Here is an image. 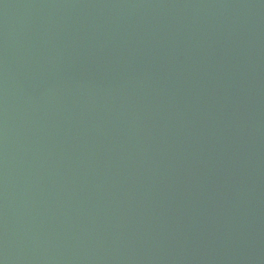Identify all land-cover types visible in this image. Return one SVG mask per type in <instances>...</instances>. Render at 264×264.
<instances>
[{
    "label": "water",
    "instance_id": "water-1",
    "mask_svg": "<svg viewBox=\"0 0 264 264\" xmlns=\"http://www.w3.org/2000/svg\"><path fill=\"white\" fill-rule=\"evenodd\" d=\"M0 264H264V0H0Z\"/></svg>",
    "mask_w": 264,
    "mask_h": 264
}]
</instances>
